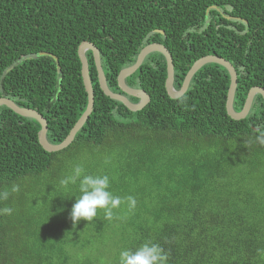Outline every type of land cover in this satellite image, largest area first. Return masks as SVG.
Here are the masks:
<instances>
[{
  "label": "trees",
  "instance_id": "16d2710c",
  "mask_svg": "<svg viewBox=\"0 0 264 264\" xmlns=\"http://www.w3.org/2000/svg\"><path fill=\"white\" fill-rule=\"evenodd\" d=\"M84 41L99 48L115 92L124 93L121 69L152 42L171 52L176 89L208 54L237 70V111L250 88L264 87V0H0V96L42 113L52 143L66 138L88 104ZM87 57L94 108L68 147L46 151L36 119L0 106V192L9 193L0 209L13 210L0 214V264H118L122 250L146 242L163 247L168 264H264L263 96L233 119L230 74L207 63L172 98L167 60L155 51L126 79L151 98L132 111L104 93L91 50ZM77 165L108 175L109 191L135 197V208L122 203L112 220L98 209L93 221L74 226L79 183L60 180Z\"/></svg>",
  "mask_w": 264,
  "mask_h": 264
},
{
  "label": "water",
  "instance_id": "95a60500",
  "mask_svg": "<svg viewBox=\"0 0 264 264\" xmlns=\"http://www.w3.org/2000/svg\"><path fill=\"white\" fill-rule=\"evenodd\" d=\"M156 31L164 33V30L161 29H156ZM88 50H91L94 54L101 89L109 97L123 102L132 111H137L144 108L150 102L151 98L150 95L144 89L128 85L126 79L141 67L146 57L150 53L155 51L161 52L167 60L166 89L168 91V94L172 98H179L184 95L190 86L193 76L200 68H202L207 63H218L224 66L230 74L231 82L227 95L226 108L228 114L233 119H243L249 114L253 105L254 98L257 94H261L264 98V87L253 86L248 92L243 108L240 111H237L234 108L235 93L238 85L237 70L229 60L216 54H208L197 59L186 74L182 86L179 89H176L174 87L175 67L173 56L169 49L163 43L160 42H152L145 45L138 53L136 61L133 64L121 69L118 75V85L124 93L115 92L109 87L107 83V78L102 65L101 53L99 48L91 41H84L79 45L78 54L82 63V77L86 91L88 93V104L85 111L82 113L80 118L71 128L69 134L63 141L59 143H52L49 141L47 137L48 121L44 117V115L38 110L31 107L20 106L13 99L9 97L0 96V106L6 105L16 113L24 117L36 119L41 124V129L39 131V141L42 147L48 152H55L68 147L73 142L76 134L82 129V127L84 126L93 111L95 103V92L93 88L92 78L90 75L89 60L87 57ZM41 53L50 54L48 52ZM54 57L56 58V61L58 63V58L56 56ZM128 95L138 97L139 101H131Z\"/></svg>",
  "mask_w": 264,
  "mask_h": 264
},
{
  "label": "clouds",
  "instance_id": "9594fccd",
  "mask_svg": "<svg viewBox=\"0 0 264 264\" xmlns=\"http://www.w3.org/2000/svg\"><path fill=\"white\" fill-rule=\"evenodd\" d=\"M260 144L264 145V133L257 137ZM79 183L81 195L76 198L73 204L70 218L73 225L81 219L93 221L97 215V210H104V218L112 220L114 218V209L120 207L124 202L128 205V210L132 211L136 206V199L133 196L121 198L113 195L110 188V178L108 175H90L85 174L84 169L77 165L70 176L60 180L62 186L70 183ZM13 192L19 191V186L12 187ZM9 196L7 191L0 192V200H6ZM12 209L5 207L0 209V214L12 213ZM169 255L158 243L146 242L135 250H122L119 255L118 264H168Z\"/></svg>",
  "mask_w": 264,
  "mask_h": 264
}]
</instances>
